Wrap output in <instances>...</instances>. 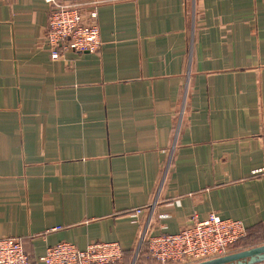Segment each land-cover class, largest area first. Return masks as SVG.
<instances>
[{"label": "crops", "instance_id": "crops-1", "mask_svg": "<svg viewBox=\"0 0 264 264\" xmlns=\"http://www.w3.org/2000/svg\"><path fill=\"white\" fill-rule=\"evenodd\" d=\"M99 1L100 48L52 59L50 4L0 0V237L160 264L143 227L213 212L264 244V0Z\"/></svg>", "mask_w": 264, "mask_h": 264}, {"label": "built area", "instance_id": "built-area-1", "mask_svg": "<svg viewBox=\"0 0 264 264\" xmlns=\"http://www.w3.org/2000/svg\"><path fill=\"white\" fill-rule=\"evenodd\" d=\"M50 4L44 39L52 59L63 58L66 51L95 52L101 40L94 0L86 11L80 3L45 0ZM139 210H136L138 212ZM246 235L240 220L222 218L210 212L205 218L192 215L190 223L174 233L149 234L141 230L135 255L146 253L160 264H193L230 253ZM123 251L117 242H93L84 249L68 241L48 246L40 258L43 264H117ZM29 257L19 239L0 237V264H28Z\"/></svg>", "mask_w": 264, "mask_h": 264}, {"label": "water", "instance_id": "water-1", "mask_svg": "<svg viewBox=\"0 0 264 264\" xmlns=\"http://www.w3.org/2000/svg\"><path fill=\"white\" fill-rule=\"evenodd\" d=\"M264 259V244L252 247L250 249L228 253L223 256L208 259L193 264H243L246 260L258 261Z\"/></svg>", "mask_w": 264, "mask_h": 264}, {"label": "trees", "instance_id": "trees-1", "mask_svg": "<svg viewBox=\"0 0 264 264\" xmlns=\"http://www.w3.org/2000/svg\"><path fill=\"white\" fill-rule=\"evenodd\" d=\"M255 237H260V235H257V236H255V235H248V231H247V229H246V235H245V237L244 238H242V239H240L238 242H237V244H249V243H251V242H254V240H252L253 238H255ZM236 244V245H237ZM142 249V248H141ZM141 249H140V252H141ZM123 257V256H122Z\"/></svg>", "mask_w": 264, "mask_h": 264}, {"label": "rangeland", "instance_id": "rangeland-1", "mask_svg": "<svg viewBox=\"0 0 264 264\" xmlns=\"http://www.w3.org/2000/svg\"><path fill=\"white\" fill-rule=\"evenodd\" d=\"M238 245H239V244H238ZM136 256H138V254H137V255H134V258H135ZM134 258H133V259H134ZM137 260H138V258H137V259L135 258V259L133 260V263H132V264H135V261H137Z\"/></svg>", "mask_w": 264, "mask_h": 264}]
</instances>
